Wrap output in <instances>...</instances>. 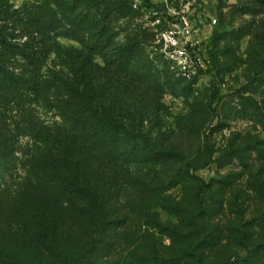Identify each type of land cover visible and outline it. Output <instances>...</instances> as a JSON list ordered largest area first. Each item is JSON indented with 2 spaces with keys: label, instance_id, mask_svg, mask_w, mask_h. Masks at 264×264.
<instances>
[{
  "label": "trees",
  "instance_id": "1",
  "mask_svg": "<svg viewBox=\"0 0 264 264\" xmlns=\"http://www.w3.org/2000/svg\"><path fill=\"white\" fill-rule=\"evenodd\" d=\"M130 2L0 0V264H264V237L247 250L245 222L243 234L230 222L210 224L208 216L224 212L220 192L207 202L198 195L206 213L191 221L196 242L172 229L164 252L133 262L112 255L126 236L115 229L130 226V210L141 212L146 197L137 190L131 204L124 195L129 169L176 154L144 126L161 110L146 91L160 95L162 85L150 33L132 26ZM206 151L200 166L212 155L207 143Z\"/></svg>",
  "mask_w": 264,
  "mask_h": 264
},
{
  "label": "rangeland",
  "instance_id": "2",
  "mask_svg": "<svg viewBox=\"0 0 264 264\" xmlns=\"http://www.w3.org/2000/svg\"><path fill=\"white\" fill-rule=\"evenodd\" d=\"M23 1L10 0L16 7ZM130 1L137 14L132 26L139 24L150 33L147 50L162 85L160 95L152 88L146 91L152 101L158 96L161 110L144 126L152 127L150 136L176 154L129 169L133 180L124 195L131 204L139 197L137 190L142 189L146 197L141 212L138 206L130 210V226L115 229L126 236L112 255L133 262L164 252L173 242L172 229L194 237L192 241L185 237V244L196 242L201 234L191 221L201 223L206 213L200 197L207 202L215 192L224 197L225 207L214 216L211 210L210 224L224 228L230 222L240 228L245 222L250 250L264 237V113L259 112V107L264 109V0H149L172 20L185 15L198 31L202 65L191 77L178 74L161 55L151 8L142 0ZM211 18L217 19L216 24ZM96 61L103 63L99 57ZM168 68L174 73L171 81H178L174 90L166 84ZM206 143L212 155L200 166L209 157ZM240 230L243 234L244 228ZM238 248L239 256L245 257L246 248ZM218 251H224V246Z\"/></svg>",
  "mask_w": 264,
  "mask_h": 264
},
{
  "label": "built area",
  "instance_id": "3",
  "mask_svg": "<svg viewBox=\"0 0 264 264\" xmlns=\"http://www.w3.org/2000/svg\"><path fill=\"white\" fill-rule=\"evenodd\" d=\"M149 14L163 58L182 76L191 77L196 74L202 65L199 53L202 41L191 20L185 15L172 20L161 9L155 8H151ZM216 22V18H211L212 24Z\"/></svg>",
  "mask_w": 264,
  "mask_h": 264
}]
</instances>
